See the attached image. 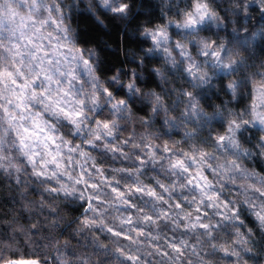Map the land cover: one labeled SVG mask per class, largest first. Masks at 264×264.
Segmentation results:
<instances>
[{
	"label": "clouds",
	"instance_id": "9594fccd",
	"mask_svg": "<svg viewBox=\"0 0 264 264\" xmlns=\"http://www.w3.org/2000/svg\"><path fill=\"white\" fill-rule=\"evenodd\" d=\"M0 264H264V0H0Z\"/></svg>",
	"mask_w": 264,
	"mask_h": 264
}]
</instances>
